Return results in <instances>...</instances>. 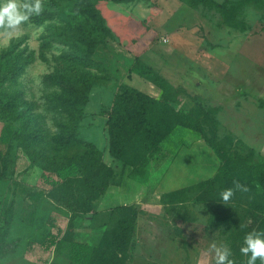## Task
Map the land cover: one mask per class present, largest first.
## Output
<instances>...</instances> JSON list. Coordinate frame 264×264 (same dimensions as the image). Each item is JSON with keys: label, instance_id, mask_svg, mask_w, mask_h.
<instances>
[{"label": "rangeland", "instance_id": "rangeland-1", "mask_svg": "<svg viewBox=\"0 0 264 264\" xmlns=\"http://www.w3.org/2000/svg\"><path fill=\"white\" fill-rule=\"evenodd\" d=\"M78 1L40 0L39 15L16 29L0 26V139L4 126L12 131L9 147L0 141L8 155L0 180V264H69L75 239L94 249L84 264H215L224 245L233 264H246L240 248L264 222V190L233 192L225 202V179L196 186L215 177L220 162L181 126L162 141L156 160L139 158L135 167L147 159L145 174L133 175L127 162L138 145L126 142L121 158L110 154L107 112L122 85L161 93L135 72L138 58L182 92L173 107L202 121L207 136L215 122L226 153L264 164V0H91L109 34L86 59H79L84 43L77 35L81 24L85 33L91 29V12L76 11ZM71 161L81 166L76 176L56 187L42 183V175L55 178V169ZM102 166L112 176L91 202L88 179ZM167 180L169 188L183 184L172 191L186 190L163 192ZM24 189L46 196L33 207ZM49 217L62 227L60 254L42 245L55 233ZM125 219L133 225L127 246L97 247Z\"/></svg>", "mask_w": 264, "mask_h": 264}, {"label": "trees", "instance_id": "trees-1", "mask_svg": "<svg viewBox=\"0 0 264 264\" xmlns=\"http://www.w3.org/2000/svg\"><path fill=\"white\" fill-rule=\"evenodd\" d=\"M90 1L79 0L73 7L76 11H81L82 13L91 12V17L85 22L86 24L92 23L89 32L85 33L83 24L79 27L80 33H78L77 39L84 43V50L79 54V59L90 57L95 48L103 42V38L109 34L107 28L103 25V19ZM134 68L139 76L160 89L161 93L159 98H155L135 87L122 85L120 94L107 112L110 154L115 158L124 157L126 154L125 143L135 142L133 146L138 145V149H134V154L133 156L131 155V159L129 158L130 160L127 164L131 167L133 175L143 176L145 174V160L147 159L143 160L141 165L135 167L139 158L147 156L148 160H156L158 156L162 155V141L172 134L178 126H181L197 133L220 162V168L215 177L202 181L196 186H206L216 183L218 179H225L231 184L230 189L233 192H251L254 195L256 186H260L261 190H264V164H251L246 158L231 156L226 153L216 140V125L213 120L210 123L209 136H207L202 121L193 120L189 114L180 112L173 107L172 104L177 103L180 93H182L181 91L175 92L171 85L138 58L135 59ZM193 102L195 110L201 118L210 120L208 111L204 109L200 101L193 99ZM3 131L0 141L9 147L8 139L12 131L8 125L3 127ZM7 156L5 153L1 154L0 150V180L5 177L2 172L7 166ZM79 160H81V157ZM80 169L81 166L78 163L71 161L55 169V178L42 175L41 180L43 184L56 187L69 178L76 176ZM111 176V168L102 166L95 176L88 179L89 201H96L105 193ZM237 184L240 185L239 188L236 187ZM185 190L186 188L170 191L169 195H175ZM23 193L33 207H36L38 202L46 196L43 189H24ZM91 208L92 203L90 207H85L81 212L88 213ZM73 220L71 217L69 224L72 225ZM47 221L50 227L55 228V233L52 231L48 232L42 245L45 249L53 247L55 252H59L65 244V240L60 237L62 228L56 225L54 217H49ZM256 221L257 219L255 218L252 223L253 226ZM132 230V223L125 219L111 233L103 235L97 247H126ZM255 232H264V222L257 227V230L255 229ZM93 251V247L71 240L69 242V264H84L92 258ZM101 254L104 255L105 252L103 251ZM248 256H250V253L247 254L246 264ZM256 264H261V261L257 259Z\"/></svg>", "mask_w": 264, "mask_h": 264}, {"label": "clouds", "instance_id": "clouds-1", "mask_svg": "<svg viewBox=\"0 0 264 264\" xmlns=\"http://www.w3.org/2000/svg\"><path fill=\"white\" fill-rule=\"evenodd\" d=\"M40 12V0L23 3L18 2V0H0V26L6 29H16L22 22L28 21L32 15H39ZM236 187L239 188L240 185L237 184ZM232 194L231 189H226L219 195L226 202ZM243 244L246 246H242L240 252L244 255L250 253L247 264H256L257 259L261 261V264H264V232L248 233L244 237ZM228 256L229 248L226 245L216 249L215 264H233Z\"/></svg>", "mask_w": 264, "mask_h": 264}, {"label": "crops", "instance_id": "crops-1", "mask_svg": "<svg viewBox=\"0 0 264 264\" xmlns=\"http://www.w3.org/2000/svg\"><path fill=\"white\" fill-rule=\"evenodd\" d=\"M139 90H141V91H143V92H145V90L144 89H139ZM146 94H148V95H150V96H152V97H155V98H159V96H160V93H158L157 92V94L156 95H151V94H149V93H147V91L145 92ZM176 167V166H175ZM174 167V168H175ZM172 170H174V169H172ZM171 170V171H172ZM170 180H167V181H165V183H163V192H167V191H172V190H174L175 188H177V187H179V186H181V185H183V184H181V185H178V186H174V187H172V188H169V184H170ZM186 183V182H185ZM60 228H62V227H60ZM62 235V234H61ZM61 235H60V237H61ZM75 241L76 242H80V243H83L82 241H78L77 239H75ZM51 248H53V247H51ZM51 248H49V249H51ZM53 250H54V248H53ZM55 251V250H54ZM56 253V252H55ZM58 254V253H57ZM59 254H60V252H59ZM68 264V263H67Z\"/></svg>", "mask_w": 264, "mask_h": 264}]
</instances>
